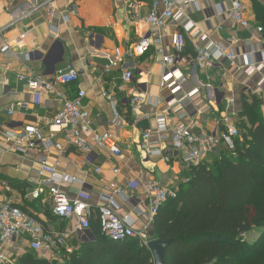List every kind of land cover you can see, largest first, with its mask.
Wrapping results in <instances>:
<instances>
[{
  "label": "crops",
  "instance_id": "0c3cea01",
  "mask_svg": "<svg viewBox=\"0 0 264 264\" xmlns=\"http://www.w3.org/2000/svg\"><path fill=\"white\" fill-rule=\"evenodd\" d=\"M231 1L200 0L197 8L189 7L184 12L182 25L189 21L193 28L185 33L186 46L180 63L188 81L177 99L198 88L199 92L182 105L185 114L183 121L192 123V132L201 130L206 134H216L220 116L230 112L226 105L229 99L234 101L236 126L241 100L251 95L261 99L260 112L264 118V93L258 86L259 82L264 81V38L257 30L253 0H242L246 6L245 18L250 24L248 29L238 28L225 16L217 14V5L228 8ZM255 1L264 6V0ZM151 3L152 0H55L52 3L54 16L48 20L45 11L37 9L40 0H0V29L9 27L0 36V51L7 46L5 54L0 53V184L6 182L9 186L5 190L0 185V203L17 206L47 230H74V219L60 220L52 214L45 188L37 200L30 197L35 187L39 160L43 158L46 159L47 172L65 174L81 183H60L58 188L69 197H74L79 191L88 194L93 210L90 228L73 232L57 257L53 258L48 252L31 251L26 241L15 239L4 250L8 257L6 264H10L11 260L21 264L27 256L48 263L65 264L68 258L97 242L96 212L98 207L103 206L99 199L101 193L120 189L125 181L142 185L152 179L160 180L175 190L177 183L187 178L188 170L180 164L177 155H172L167 164L160 159L147 158L138 148L142 131L153 129L155 116L165 109L169 95L160 86L159 61L162 55L172 53L169 35L182 28V25L170 22L164 31L150 27L145 19ZM68 8L75 9L76 14L70 16L68 22H63L62 15ZM161 11L160 7L158 13ZM196 32L198 35L190 38ZM21 35L24 37L20 42H15ZM203 35L206 36L205 41L200 40ZM143 37L154 42L149 52L142 57L126 59V49ZM193 43L203 46L213 43L234 51V65L222 60L206 73L198 72L191 65ZM26 52L40 59L26 62L23 59ZM245 55L255 67L263 61L262 67L247 75ZM116 59L119 61L118 67L105 72L108 61ZM66 65L75 69V83L55 84L52 91H43L40 104L30 106L27 111L16 108L13 115H7L10 105L32 100L27 86L17 81L16 75L41 74L46 81H51L55 71ZM124 70H131L134 75L128 84L121 81ZM78 91L85 93L82 105L89 112L92 130L97 133L108 131L115 135L122 151L119 159H112L103 150H95L88 157L67 146L62 151L44 152L40 146L27 149L16 145L13 136L29 126H38L44 135H48L47 123L62 106L56 94L72 98ZM103 92L114 98V108L102 96ZM137 94L147 100L140 106V121L132 125L129 100ZM154 98L160 99L156 106L151 105ZM114 111L120 117L121 125L114 122ZM54 135L55 141H62V133ZM166 145L165 141L161 147ZM221 152L222 149L218 148L208 153L201 162L209 164L213 159H219ZM96 167L100 168L99 174L93 172ZM113 169H118V173L114 174ZM125 194L128 200L121 196L114 197L117 213L120 217L129 216L139 228L146 223L147 209L143 194L140 189H125ZM136 211L142 215L138 216ZM148 232L152 233V225Z\"/></svg>",
  "mask_w": 264,
  "mask_h": 264
},
{
  "label": "built area",
  "instance_id": "2783aa9c",
  "mask_svg": "<svg viewBox=\"0 0 264 264\" xmlns=\"http://www.w3.org/2000/svg\"><path fill=\"white\" fill-rule=\"evenodd\" d=\"M55 0H40L37 9L44 10L48 20L52 19L55 10L52 3ZM200 0H152L149 13L145 22L152 28L162 29L167 27V23L182 25L185 20V10L189 7L197 8ZM161 7L162 11L158 13ZM216 12L238 28L248 29L250 24L245 18L246 6L242 0H232L228 8L217 5ZM76 14L75 9L68 8L65 15H62L63 22H68L70 16ZM193 28L189 21L182 25L181 30H176L169 35L172 53L162 55L160 58L161 67V87L168 91V100L165 109L154 118V128L142 131L138 148L145 153L149 159H160L164 163H169L174 155L185 170H189L192 166L203 161L204 157L218 148L225 151H232L235 146V139L239 137V130L235 124V113L233 111L234 101L229 99L226 105L230 108V112L223 113L218 122V132L215 134H206L192 132V123L183 121L185 114L183 113V103L193 98L199 91L194 88L191 91L182 94L177 99V95L183 92V85L188 81V77L181 70L180 63L182 54L186 46V36L189 30ZM9 27L0 29V36L7 32ZM258 32L259 29L257 28ZM198 32L194 33L190 38H195ZM24 36L21 35L15 39L19 43ZM201 41L206 40V36L200 37ZM153 41L150 38L143 37L135 45L129 47L125 51V58L131 60L135 57L146 55ZM6 46V45H5ZM7 47V46H6ZM4 47L0 51L1 54L7 48ZM194 57L191 65L198 72L206 73L213 69L219 61L225 60L234 65L236 54L232 50H227L222 46L208 43L200 45L192 44ZM247 75H250L255 69L262 67V62L258 66H252L249 63L248 55H245ZM26 62H31L36 58L33 53L26 52L23 54ZM117 59L108 61L104 71L109 72L112 68L118 67ZM134 78L131 70H124L121 74L123 84L130 83ZM19 82L25 83L29 93L32 96L31 102H18L10 105L7 109V115L11 116L16 108L27 111L30 106L38 105L41 102L43 91H52L55 84L70 85L77 80V73L71 65L55 71L51 81H46L41 74L16 75ZM259 89L264 93V81L259 82ZM207 88L209 86H206ZM62 106L48 121V135H44L42 129L38 126H29L23 132L13 136L18 147L32 149L40 146L41 150L48 152L51 150L62 151L67 146L77 153L91 157L95 150H103L109 154L112 159H119L122 151L117 143L114 134L105 131L97 133L91 128L89 112L83 107L82 100L85 97L84 91H78L74 97L68 98L64 94L57 93ZM102 96L114 108V98L107 92H103ZM146 98L142 95H134L129 100V113L132 117V125L140 121V106L146 102ZM151 100V99H150ZM150 100H148L150 102ZM160 99L151 100V105L156 106ZM114 122L121 125L122 121L118 114L114 111ZM183 113V115L181 114ZM55 133H62V141H55ZM12 137V136H11ZM167 142L163 148L162 143ZM173 155V156H172ZM46 159L39 160V169L36 171L35 187L30 197L37 200L43 193L44 188L50 198L51 212L60 220L74 219L76 222L74 230H64L54 232L45 229L33 216L22 211L15 205L10 203H0V264L8 263V257L4 254L8 244L15 240L21 239L26 241L31 251L48 252L53 258L61 254L64 249L66 240L73 232H82L88 230L91 226V215L93 210L89 204L90 197L83 192H77L74 197H69L65 192L58 188L60 183H79L78 180L68 175H57L53 171L47 172ZM95 174L100 173V168H94ZM113 173L117 174L118 169H113ZM185 178L182 182H187ZM5 190L9 189L6 182L0 184ZM125 189L136 191L140 189L146 203V223L137 228L135 221L129 216L120 217L117 213V206L114 197L121 196L125 200L129 197L125 194ZM176 196L174 189L168 188L160 180H149L139 185L135 181H125L124 187L116 189L111 193H101L99 196L103 206L97 208L96 218L99 225L100 233L113 242H123L128 239H136L144 245L150 240L148 229L153 223V218L159 208L169 199ZM138 216L142 213L136 211Z\"/></svg>",
  "mask_w": 264,
  "mask_h": 264
},
{
  "label": "trees",
  "instance_id": "16d2710c",
  "mask_svg": "<svg viewBox=\"0 0 264 264\" xmlns=\"http://www.w3.org/2000/svg\"><path fill=\"white\" fill-rule=\"evenodd\" d=\"M256 26L264 38V6L253 0ZM255 95L241 100L239 137L232 151L211 168L200 162L178 182L176 196L153 218L151 239L172 243L163 264H264V118ZM239 126V127H238ZM22 210V209H21ZM23 211V210H22ZM260 230L249 242L246 235ZM97 242L65 264H154L136 239L113 242L98 231ZM21 264H55L27 256Z\"/></svg>",
  "mask_w": 264,
  "mask_h": 264
},
{
  "label": "water",
  "instance_id": "95a60500",
  "mask_svg": "<svg viewBox=\"0 0 264 264\" xmlns=\"http://www.w3.org/2000/svg\"><path fill=\"white\" fill-rule=\"evenodd\" d=\"M171 243V239L166 241L151 239L145 244V247L148 249L154 259V264H163L164 252Z\"/></svg>",
  "mask_w": 264,
  "mask_h": 264
},
{
  "label": "rangeland",
  "instance_id": "374dc122",
  "mask_svg": "<svg viewBox=\"0 0 264 264\" xmlns=\"http://www.w3.org/2000/svg\"><path fill=\"white\" fill-rule=\"evenodd\" d=\"M261 115H262V113H261ZM238 123H239V121H238ZM239 127V126H238ZM239 132H243L242 130H241V128L239 127ZM143 153V152H142ZM215 160H217V159H213L209 164H207V165H209L211 168L213 167V165H212V163L215 161ZM214 168V167H213ZM259 232H260V230H254V231H252L249 235H246V238H247V240L249 241V242H252V241H254L255 239H256V237L259 235ZM148 236H149V239L152 237L151 236V233L150 232H148ZM10 264H17L15 261H13V260H11L10 262H9Z\"/></svg>",
  "mask_w": 264,
  "mask_h": 264
}]
</instances>
